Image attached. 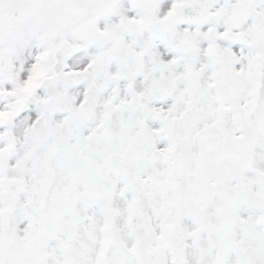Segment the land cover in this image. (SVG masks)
Listing matches in <instances>:
<instances>
[{
    "label": "snow or ice",
    "instance_id": "snow-or-ice-1",
    "mask_svg": "<svg viewBox=\"0 0 264 264\" xmlns=\"http://www.w3.org/2000/svg\"><path fill=\"white\" fill-rule=\"evenodd\" d=\"M0 264H264V0H0Z\"/></svg>",
    "mask_w": 264,
    "mask_h": 264
}]
</instances>
